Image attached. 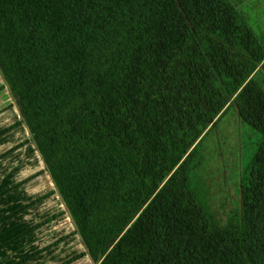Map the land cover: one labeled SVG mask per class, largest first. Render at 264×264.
Wrapping results in <instances>:
<instances>
[{"label":"trees","instance_id":"16d2710c","mask_svg":"<svg viewBox=\"0 0 264 264\" xmlns=\"http://www.w3.org/2000/svg\"><path fill=\"white\" fill-rule=\"evenodd\" d=\"M258 70L231 0H0V73L94 264H264ZM230 102L261 140L221 223L191 175Z\"/></svg>","mask_w":264,"mask_h":264},{"label":"crops","instance_id":"0c3cea01","mask_svg":"<svg viewBox=\"0 0 264 264\" xmlns=\"http://www.w3.org/2000/svg\"><path fill=\"white\" fill-rule=\"evenodd\" d=\"M264 47V0H231ZM0 264H94L0 73Z\"/></svg>","mask_w":264,"mask_h":264},{"label":"rangeland","instance_id":"374dc122","mask_svg":"<svg viewBox=\"0 0 264 264\" xmlns=\"http://www.w3.org/2000/svg\"><path fill=\"white\" fill-rule=\"evenodd\" d=\"M254 77L264 89V72L258 70ZM210 127L201 140L203 163L191 177L203 191L212 213L226 223L240 208V176L255 154L261 135L240 121L232 102L222 116L212 120Z\"/></svg>","mask_w":264,"mask_h":264}]
</instances>
